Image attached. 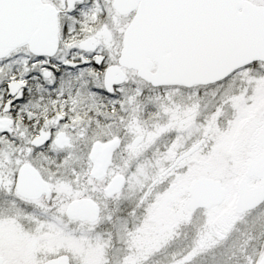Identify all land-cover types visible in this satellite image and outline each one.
I'll return each mask as SVG.
<instances>
[{"label":"snow or ice","instance_id":"snow-or-ice-1","mask_svg":"<svg viewBox=\"0 0 264 264\" xmlns=\"http://www.w3.org/2000/svg\"><path fill=\"white\" fill-rule=\"evenodd\" d=\"M0 264H264V0H0Z\"/></svg>","mask_w":264,"mask_h":264}]
</instances>
